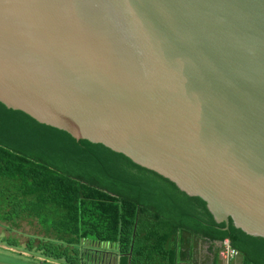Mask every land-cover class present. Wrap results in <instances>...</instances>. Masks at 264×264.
I'll return each instance as SVG.
<instances>
[{
	"label": "water",
	"instance_id": "1",
	"mask_svg": "<svg viewBox=\"0 0 264 264\" xmlns=\"http://www.w3.org/2000/svg\"><path fill=\"white\" fill-rule=\"evenodd\" d=\"M0 144L264 264V0H0Z\"/></svg>",
	"mask_w": 264,
	"mask_h": 264
},
{
	"label": "trees",
	"instance_id": "2",
	"mask_svg": "<svg viewBox=\"0 0 264 264\" xmlns=\"http://www.w3.org/2000/svg\"><path fill=\"white\" fill-rule=\"evenodd\" d=\"M35 228L26 239L0 243L56 261L96 264L110 249L116 264H220L215 243L227 239L241 264H259L236 244V236L206 238L149 208L0 144V225ZM207 243L206 253L199 246ZM9 256L10 263H24ZM10 258V259H9ZM26 260V261H25ZM30 261L26 262L29 263Z\"/></svg>",
	"mask_w": 264,
	"mask_h": 264
},
{
	"label": "rangeland",
	"instance_id": "3",
	"mask_svg": "<svg viewBox=\"0 0 264 264\" xmlns=\"http://www.w3.org/2000/svg\"><path fill=\"white\" fill-rule=\"evenodd\" d=\"M25 233H34L35 228L28 224L25 221L19 222L18 230H7L4 228L3 225H0V239L6 238V237H13L16 238L19 242H23L27 237ZM113 250L110 249H104L100 250V256L101 259L99 262L97 261L96 264H116V255L113 253ZM217 253H218V247H217ZM22 256L21 258L26 259L30 261L29 263H10L8 260L9 256ZM218 257V254H217ZM10 259V258H9ZM23 259V261H24ZM219 263L222 264L220 258L218 257ZM0 264H58L56 261L49 260V259H44L41 256L34 255V254H29L27 252L18 250L16 248L9 247L5 244L0 243ZM93 264V262L91 263Z\"/></svg>",
	"mask_w": 264,
	"mask_h": 264
},
{
	"label": "built area",
	"instance_id": "4",
	"mask_svg": "<svg viewBox=\"0 0 264 264\" xmlns=\"http://www.w3.org/2000/svg\"><path fill=\"white\" fill-rule=\"evenodd\" d=\"M218 247V257L220 258L222 264H228V262L237 256L239 252L230 246L227 239H222L216 243Z\"/></svg>",
	"mask_w": 264,
	"mask_h": 264
},
{
	"label": "crops",
	"instance_id": "5",
	"mask_svg": "<svg viewBox=\"0 0 264 264\" xmlns=\"http://www.w3.org/2000/svg\"><path fill=\"white\" fill-rule=\"evenodd\" d=\"M216 245V243H215ZM208 244L207 243H202L200 246H199V251L202 253V254H205L206 253V248H207ZM211 255L208 256L207 260L205 261L204 264H211ZM228 264H241V256L238 254L237 256H235L234 258H232Z\"/></svg>",
	"mask_w": 264,
	"mask_h": 264
}]
</instances>
